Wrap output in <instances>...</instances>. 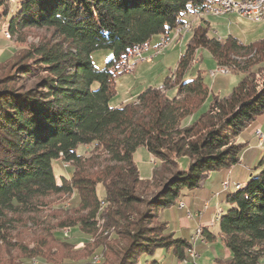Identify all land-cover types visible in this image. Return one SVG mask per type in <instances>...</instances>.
I'll return each instance as SVG.
<instances>
[{
	"label": "trees",
	"instance_id": "obj_1",
	"mask_svg": "<svg viewBox=\"0 0 264 264\" xmlns=\"http://www.w3.org/2000/svg\"><path fill=\"white\" fill-rule=\"evenodd\" d=\"M205 1L0 0V30L5 26L13 36L31 28L49 32L17 52L0 75V240L8 241L14 228L11 215L34 212L41 199L66 194L75 202L35 237L28 258L56 261L54 242L73 248L51 232L68 226L87 235L107 232L94 245L103 264H182L192 261L190 247L200 253L218 238L230 255L216 256L213 264H264V154L257 175L249 172L243 184L228 179L221 194L228 207L216 210L217 231L202 225L201 243L176 235L161 214L180 202L192 213L194 200L202 209L209 175L235 173L247 161L249 143L240 136L264 122V38L222 40L201 23L162 88L150 86L131 102L111 105L115 78L123 74L111 71L117 60L186 22L190 6L198 8L192 14L203 12ZM201 49L219 67L244 73L230 94H214L206 110L213 92L202 71L185 80ZM98 50L113 52L103 69L92 58ZM142 146L160 162L149 178L135 162ZM59 159L72 166L70 177L57 179L53 162ZM78 251L63 258L89 264L76 259Z\"/></svg>",
	"mask_w": 264,
	"mask_h": 264
},
{
	"label": "rangeland",
	"instance_id": "obj_2",
	"mask_svg": "<svg viewBox=\"0 0 264 264\" xmlns=\"http://www.w3.org/2000/svg\"><path fill=\"white\" fill-rule=\"evenodd\" d=\"M225 14H212L208 12L188 14L186 19L189 24L185 25L186 23H183L179 25V28H176V31H171L170 34L172 39L166 41V46L164 45L162 49L155 48L153 53L145 52V55L148 57L143 55V60H148L150 56L151 61L154 58L152 62L149 61V63L139 65L130 73L116 74V95L111 100V105L120 106L131 102L139 93L150 86L162 88L166 78L175 70L181 54L186 50L187 42L195 27L201 23H207L211 27V34L222 37V40L230 35L244 43H250L264 38V20L255 21L238 12ZM46 35L49 36V32L46 29L31 28L24 30L19 35L13 36L7 27H2L0 30V75L3 69L12 61L11 59L17 55V52L38 44ZM157 40L158 37H155L152 44ZM112 56L113 52L111 50H98L92 54L96 66L100 69L106 67ZM199 70L202 71L205 82L210 86L213 92L207 99L203 110H206L210 106L214 94L221 96L230 94L244 76L242 72L236 73L225 67H219L207 49H201L197 53L196 59L185 74V80L195 78ZM262 81L263 77L260 75L259 82L261 83ZM32 82V80L28 81L27 86L30 87ZM175 92L176 87L167 90L170 96L174 95ZM191 119L190 117L186 121L190 122ZM258 128L263 133L262 139L258 138L256 135V129ZM251 131L252 133H250ZM240 140L247 141L249 147L252 144H258L259 156L252 167V176H255L260 171V168H256V166L264 154V122L245 130L240 136ZM85 151L86 147L80 145L78 152L83 154ZM86 154H89V151ZM134 156L143 178L151 177L156 163L160 164L144 146L140 147ZM53 167L58 180L61 176L70 177L72 174V166L66 164L61 159L55 160L53 162ZM220 178H222L221 173L219 171H214L204 181V185L214 191L218 188L216 182ZM226 179L232 181L227 175L224 180ZM187 191L188 189L185 188L182 193ZM98 195L99 197L104 196V189L101 185L98 186ZM214 198V203L220 199L218 196H214ZM75 200V195H52L41 199V202L35 206L37 208L34 212L11 215V217L15 219L13 223L14 228L10 231L11 234L9 235L8 241L5 242L0 240V264H70L71 260L64 259L63 256L69 257L71 253L74 254L78 249L79 255L75 254L78 261L86 260L89 261V264H103L101 250H96L94 248L95 241L107 234L102 228H99L93 235L84 234L68 226L53 229L51 232L55 233L58 237L71 241L74 243V247H63L60 243L54 242L50 251L56 256V261L49 260L42 262L38 257H27L29 255L28 250L30 251L36 245L34 241L35 237L45 235L46 232L43 231V229L48 224L50 226L56 225L59 219L64 215L63 212H61L62 208L64 209L65 207L73 205ZM196 206L198 205H194V207ZM222 207L227 208L228 205L223 203L220 199V207H216V210L219 208V213H222L224 212ZM192 216L193 214H191L190 218H192ZM215 223L216 221H214L213 218L210 228L217 231L218 226ZM199 229L202 230V233L197 238ZM194 234L192 240L195 243L201 241L203 234L202 225L198 226ZM225 249L221 239L218 238L215 243H210L207 248L200 251V257H193L191 258L192 261H184L182 264L195 263L197 260V264H213L214 258L223 254ZM46 252V256L49 258L50 252H48V248H46ZM262 261H264V258H262Z\"/></svg>",
	"mask_w": 264,
	"mask_h": 264
},
{
	"label": "crops",
	"instance_id": "obj_3",
	"mask_svg": "<svg viewBox=\"0 0 264 264\" xmlns=\"http://www.w3.org/2000/svg\"><path fill=\"white\" fill-rule=\"evenodd\" d=\"M225 15H227V14H225ZM219 38L222 39V37H219ZM158 41H159V38L154 44H152L154 42L153 41L148 46V49H147L148 53L154 52L155 46L158 43ZM144 55H145V53H144ZM145 56L148 57L147 55H145ZM153 60H154V58H153ZM144 63H149V61H142V62L138 63L137 66L142 65ZM250 133H252V131ZM250 148L251 149L249 150V154L246 157L247 161L245 162L242 169H238V171H236L235 173L230 172L228 174H226L223 171H219L221 173L222 178H220L216 182L217 186H218L217 189H215L213 191L212 189L207 188L203 183L204 194L200 199L205 200V205L207 204V208H205V205L202 209H198V207H194L191 211L193 213L192 218H189L187 216L188 210H185V208L181 207V206L170 207L168 209H164L161 211L163 218H165L172 225L176 235L190 238L195 233L198 226H200V225H204V226L206 225L208 227L211 226L212 219L214 218L213 216L216 212V207H220V199H221V194H222L221 183L225 179V176L227 175L230 179H232L233 182H238V183L243 184L245 182V180L248 179L249 172H252V167L254 165L253 163H255V161L258 159V156H259L258 144H252V145H250ZM214 196H218L220 198L215 203L213 202V200L215 199ZM195 203H196V205H198L199 202L195 201ZM222 209L224 211L226 208L222 207ZM221 255H223L224 257H228L230 255V253L227 249H225L224 253ZM197 261L195 263H191V264H197Z\"/></svg>",
	"mask_w": 264,
	"mask_h": 264
},
{
	"label": "built area",
	"instance_id": "obj_4",
	"mask_svg": "<svg viewBox=\"0 0 264 264\" xmlns=\"http://www.w3.org/2000/svg\"><path fill=\"white\" fill-rule=\"evenodd\" d=\"M204 8H209L211 9V11H220L221 14L238 12L255 21H263L264 17V0H206ZM195 10H198L196 6H190L189 14ZM184 23H187V21ZM177 28H179V26ZM173 31H176V28ZM168 39H172L170 32L160 35L159 41L156 44L155 48L158 49L159 46L163 45L166 41H168ZM147 49L148 45L140 44L134 46L131 50H129L127 54L117 60L116 65H113V67H111V71L114 74L130 73L134 71V69H136L137 64L141 61H151L150 56L149 60H142V52H146ZM256 135L261 139L263 137V133L259 128L256 129ZM227 186L228 179L225 180V184H221V192L227 189ZM180 206L183 207V202H180ZM205 208H207V204L205 205ZM217 210H219V208ZM187 255L188 259H191L193 257H200V253L197 251L196 246L190 247L189 254Z\"/></svg>",
	"mask_w": 264,
	"mask_h": 264
},
{
	"label": "bare ground",
	"instance_id": "obj_5",
	"mask_svg": "<svg viewBox=\"0 0 264 264\" xmlns=\"http://www.w3.org/2000/svg\"><path fill=\"white\" fill-rule=\"evenodd\" d=\"M204 12H208V13H212V14H221L220 13V11H211V9H209V8H206L203 12H200V13H204ZM204 15V14H203ZM263 20H264V17H263ZM189 23L187 22L185 25H188ZM182 27V26H181ZM186 27V26H185ZM169 40V39H168ZM168 44V43H167ZM164 45L166 46V42L163 44V45H160L159 46V48H161L162 49V47H164ZM158 48V49H159ZM144 53L145 52H142V60L144 59V57H143V55H144ZM117 63V62H116ZM116 65V64H115ZM223 184H225V181L223 182ZM229 187V181H228V186H227V188ZM241 187V185L240 184H238L237 186H236V188H240ZM191 214L192 213H188L187 215L188 216H190L191 217ZM193 217V216H192ZM196 232V231H195ZM201 233H202V230L201 229H199L198 230V235H197V238L199 237V235H201ZM195 235V234H194ZM195 238V237H194ZM201 238V237H200ZM199 240V239H198ZM202 240V239H201ZM202 241H204V240H202ZM187 262V261H186Z\"/></svg>",
	"mask_w": 264,
	"mask_h": 264
}]
</instances>
